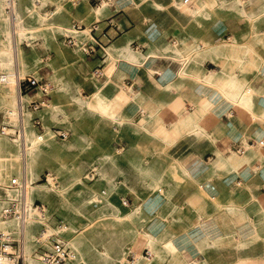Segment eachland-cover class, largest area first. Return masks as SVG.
Instances as JSON below:
<instances>
[{"label":"crops","instance_id":"crops-1","mask_svg":"<svg viewBox=\"0 0 264 264\" xmlns=\"http://www.w3.org/2000/svg\"><path fill=\"white\" fill-rule=\"evenodd\" d=\"M185 1L87 0L93 18L88 24L73 21L68 31L76 24L87 29L97 26L94 36L105 51L87 56L67 46L64 34V46L73 51L63 55L66 62L57 55L53 66L66 65V73L47 66L49 71L37 77L49 90L54 88L52 99L57 94L59 101L63 95L73 102L70 116L80 120L70 121L74 133L54 129V136L73 150L89 145L95 153L82 161L101 156L90 164L84 182H102L110 188L102 190L103 195L118 188L125 195V208L142 205L139 218L153 217L131 224V232L116 235L112 244L106 233H100L98 246L113 258L109 264H120L123 252L122 264H264V145L260 144L264 142V0ZM70 3L75 8L82 4ZM77 36L88 40L83 33ZM98 68L103 75L93 78L96 84L88 78ZM106 83L109 102L119 104L106 114L81 110L70 96L76 97L81 89L91 99ZM63 84L70 92L58 94L56 89ZM241 88L252 90L247 108L241 104L247 99L239 94ZM40 94L34 101L45 103L44 98L50 97L41 91L20 97ZM31 102L21 100L22 114L31 110L47 117V108L33 111L28 108ZM36 119L42 128L35 125ZM32 121L40 132L45 123L51 125L39 116ZM18 129L24 137V128ZM57 132L69 135L63 139ZM239 147L243 154L237 153ZM106 161L123 162L119 168H107L103 179ZM159 161H169L177 179L164 178L166 201L144 204L141 198L149 193L154 178H160L155 169ZM137 167L145 173L146 183ZM46 177L49 184L52 178V188L62 187L55 173ZM119 193L114 191L111 197L122 203ZM40 205L46 209L43 223L55 237L40 241L39 231L35 256L39 258L42 249L50 250L56 241L75 251L68 241L69 223ZM104 211L110 212L109 207ZM61 225L68 231H59ZM139 231L154 238V251L142 235L136 239L137 249H132L131 236ZM18 238L25 246L21 232ZM92 257L93 264H105L98 255Z\"/></svg>","mask_w":264,"mask_h":264},{"label":"rangeland","instance_id":"rangeland-1","mask_svg":"<svg viewBox=\"0 0 264 264\" xmlns=\"http://www.w3.org/2000/svg\"><path fill=\"white\" fill-rule=\"evenodd\" d=\"M16 2L17 10L19 9L20 14L23 15L26 25L39 27L41 25L42 19L46 20L45 23H42L45 26H49L51 24L53 25V27L51 26L46 30L47 34H49V37H45L43 35V37L36 38L33 43L28 42L27 39H25L26 41L20 42V40L16 38V35L14 33L12 38L11 31H9L8 36L11 40L10 48L15 52H17V49L20 48L23 54H25V59L28 62V67L22 69V78L20 79H24L27 76H33L37 78L39 77V73H41L42 71H49L48 69L50 68L59 71L60 73H66V65L57 62L53 66V62L55 61L57 55L63 56L66 55L68 51H73L72 49L64 46L62 42V37L64 36V34L58 33V30L60 27H67L69 29L73 21H79L81 24H88L90 19L93 18L92 7L89 5L87 0H81L82 8L73 7V5H71L70 3L71 0H44L45 5L41 7L36 5L37 0H16ZM59 8L61 9V11L59 12V14H57V9ZM27 9H33L36 12L35 15L30 16ZM79 14L83 15V17H79ZM0 25L3 29V31H1L0 33V39H4L5 42V27L9 29V26L11 25L8 23L7 27V24L5 22H1ZM37 59H40V61L37 62ZM66 61L67 60H64L63 62ZM47 66L50 68H48ZM1 74L2 70L0 69V75ZM88 79L91 82H94L92 76H90ZM94 83L97 84V82ZM52 89H50L48 92L50 97L44 98V107L45 109L47 108V110H52L53 106H59L61 109L56 113L50 111L47 117L43 116L40 113H31L30 115L32 130L37 134L44 136V144H41L38 147L29 163L32 172L39 175V179L35 181L34 185L36 187L33 193L34 208H36V206L40 204H43L47 206V208L52 210V212L57 216L65 219L69 224L74 223L76 229L79 231L75 233V235L73 236V240L84 239L87 242L95 241L96 243H98L100 233H106L108 241L107 243L112 244V242L116 238V235H120V237H123L131 232V224L137 222H147L149 220H152L151 218L153 217L151 215L149 217L143 215L141 216V218H139L142 210L140 212V215L137 217L138 219L135 218L130 222L122 224H119L118 221L107 217L108 215L114 213V209H112V207L109 206V204L106 203L105 200H103L107 195H103L102 190L108 187L104 186V184L99 181L93 184H89L82 180L90 164H92L93 162H97L95 160L101 156H97L95 157V159L91 158L92 161H82L84 156H86V158H89L92 157V155L95 153L94 150L89 149V145H86V147H83L81 145L78 151L76 149L73 150L71 148H68L67 142L61 141L54 136V129L72 131V133H74L70 121L74 120L75 122H78L80 120L77 116H70V114L72 113H70V111L72 110V106L75 107V104L73 102L66 101L63 95L60 96V98L62 99H60V101L59 95L57 94L52 99ZM57 93L60 94L64 92L57 91ZM41 95L42 94L38 95L36 98L29 99L28 102L34 101L35 99L41 97ZM27 111L32 112L31 110H25L24 112ZM36 116H39L44 123L46 119L51 122V125H47L46 123L44 124V132L38 131L34 126L32 120ZM5 126L9 129L7 133H4ZM19 127L20 125L18 120H11L9 115L7 116L4 111H0V137L8 138L10 141L19 139V137L17 136L10 135L14 133V131ZM106 162H108L107 167L102 171L103 179L104 171L107 168L109 169V167L111 168V166L112 168H119L123 161ZM147 162L148 161H143L144 164H147ZM158 164L155 165V169L160 175V179L162 182H160L161 184L156 188H154L153 186L150 187L151 189L149 193L141 198L140 201L144 204H151L152 202L161 204L163 203V200L166 201L167 197L165 195V189H163L164 178L166 177L167 179H177V170L174 166L170 165L169 161H159ZM145 167L147 166L144 165V168ZM137 168L141 174V177L144 178V183H146L145 173L142 172L141 169L139 170V167ZM48 172H53L56 174V176H60L59 179L62 182V187L60 189H54L51 186V182L50 184L48 183L46 177ZM177 182L178 181L176 180V183ZM109 183H111V181H109ZM38 186L41 187L39 188ZM11 200L12 199L9 198V195L7 193V188H0V203L4 207L0 212V221L9 220L7 218H4L3 214L4 210L7 208ZM127 200H130L131 206L135 205L133 204L131 196L127 197ZM89 201L92 202L88 203ZM131 206L130 208H132ZM106 207H109L110 212L104 211V208ZM154 216H159V214H154ZM41 224L42 223L40 222L39 226H37L33 231L37 236L38 232L42 231L41 228L43 227ZM51 226L54 227L52 223ZM49 231L50 230H48L46 237L55 233L54 231ZM56 231L58 232V229H56ZM10 232L11 235H15L14 238L19 237V231L12 230ZM1 233L2 232L0 231V234ZM37 240L34 241L30 246L31 257L37 263H43L39 260V258L35 256ZM126 245L127 243L124 244L125 247ZM24 248L25 246H23L22 249ZM102 248L103 246H98L99 250H101ZM21 264H24L23 256Z\"/></svg>","mask_w":264,"mask_h":264},{"label":"bare ground","instance_id":"bare-ground-1","mask_svg":"<svg viewBox=\"0 0 264 264\" xmlns=\"http://www.w3.org/2000/svg\"><path fill=\"white\" fill-rule=\"evenodd\" d=\"M36 5L39 7L44 6L45 2L44 0H37ZM27 10L30 16H33L36 13L33 9H27ZM57 11H58L57 14H59L61 9L59 8L57 9ZM1 22H5L7 24V27L9 23L11 25L9 26L10 27L9 29L11 30L5 27L6 41L4 42V39L2 40L0 39V69L2 70V74L0 75V85H1L0 111H4L7 114V116L9 115L11 120H15V121L18 120L19 125L22 128H24V132H23L24 137H21L13 141H10L8 138L5 137L3 138L0 137V188H5V189L7 188V193L9 195V198L14 199L17 197L18 194L16 192H12L9 189L12 180L23 179L24 181H26V187L24 191V199L26 202V214H25V219L23 220L18 218H13V219H9L8 221H0V231L2 232L0 235H5V236L11 235L10 231L12 230H17L21 232L22 240H24V245H25L24 255H23L24 264H44V263H37L31 257V251H30V246L34 241L37 240V235L33 231L36 229L37 226H39L41 221L38 218V211L34 208V199H33V193L36 188L34 185H35V181L39 179V175L32 172V169L30 168L29 165L35 151L38 149V147L41 144H44V136L39 135L32 130L31 120H30L31 117L30 115L32 112L27 111V112H23V114L21 112L22 110V108L20 107L21 100L28 101L30 99L29 97L21 98L22 96L20 97L18 92L19 80L20 78H22V69L28 67V62L25 59V54H23L20 48L17 49V52L13 51L10 48L11 40L8 34L9 31H11L12 38L14 33L16 35V38L19 39L20 42L26 41L25 39H27L28 42L33 43L36 38L43 37V35L45 37H49V34H47L46 30L51 26L53 27V25L51 24L49 26H45L44 24H42L46 22L45 19L41 20V25L39 27H32L26 25L23 15L20 14L19 9L17 10V2H16L14 15H8V13L6 12V0H0V23ZM1 31H3V29L2 26L0 25V33ZM67 32H68L67 27H60L58 30V33L66 34ZM58 59L62 61L67 60L62 55H58ZM39 61L40 59H37V62ZM56 91L68 93L70 92V89L68 85L63 84V85H59ZM238 91L241 97H247V99L243 103H241L247 108L249 104L248 100L250 97L249 93H251L252 90L250 89L246 90V88H241L238 89ZM78 92L79 95H77L76 97H73V95L70 96L74 98L77 105L79 106V109L81 110L85 108L86 110L89 111H95L101 114H106L111 110H115L119 106V104H116L114 102H109L108 94L111 92V90L107 88V83L103 85H99L97 87V90L93 93L91 99L85 97L81 89H78ZM220 93L226 95V91L220 90ZM123 97L126 96H122V98ZM126 99L129 98L126 97ZM60 109L61 108L59 106H53L52 110H48V111H52L56 113ZM4 129H5L4 133H7L9 131L8 127L6 126L4 127ZM51 179L50 182L53 185V180ZM152 182H153L152 186L156 188L161 184L160 182L162 181L160 178L155 177L154 181ZM38 187L40 188L41 186ZM114 191L119 193L118 188H113L108 192L107 196L103 199L109 205L115 207L116 209L113 214L108 215L107 217H110L113 220L118 221L119 223L130 222L131 220L137 218L142 210V205H135L133 209H127L123 205V203L126 200L125 195L119 193L120 197L122 198V203L115 202L111 197ZM91 202L92 201H89L88 203ZM3 208L4 207L0 203V212L3 210ZM78 231L79 230L76 229L74 223L69 224L70 234L68 235V241L75 250L74 251L75 254L74 257L68 259L66 264H93L92 256H94V254L98 255V257H100V259H102L105 262V264L106 263L109 264L108 260L110 261V259L113 258L110 256L107 250L106 251L99 250L98 243H96L95 241L87 242L84 239L73 240V236ZM141 235L145 238L146 245L150 247L152 251H154L153 249L154 238L151 235L147 234L146 232H140V231L131 236L132 249L133 250L137 249L136 239L138 236ZM125 256L126 253L124 252L123 254L121 253L120 264L124 263L126 259Z\"/></svg>","mask_w":264,"mask_h":264},{"label":"built area","instance_id":"built-area-1","mask_svg":"<svg viewBox=\"0 0 264 264\" xmlns=\"http://www.w3.org/2000/svg\"><path fill=\"white\" fill-rule=\"evenodd\" d=\"M73 3H77L78 0H71ZM188 0L185 1V3ZM16 8V0H6V12L8 15H14ZM97 30V26H93L90 29L83 28L78 24L74 25L72 29H70L64 37L65 44L69 47L76 48L82 50L87 56L96 55L100 51H105L104 44L94 36V32ZM84 34L85 37H88V40H83L79 38L77 35ZM103 73L100 68L94 70L92 72V77L94 79H101ZM18 90L20 96H27L35 91H41L45 96L49 92V87L47 85H42L40 81L33 76H27L24 79L19 80ZM44 106V101H34L28 104V108L33 111H39ZM35 125L37 127L42 128V123L39 119H36ZM5 130V129H4ZM10 134V133H8ZM17 136L19 138L22 137V131L20 129H16L14 133L10 134ZM68 133L65 132H57L56 136L66 139L68 137ZM264 145V142L260 143ZM238 154H243V148H237ZM26 187V181L23 179H13L10 185V190L12 192H16L18 195L16 198L12 199L4 210V218L7 219H25L26 214V202L24 199V191ZM38 211V218L41 221V225L44 229L41 231L40 241L41 240H52L54 234L46 237L47 229L44 225V221L46 218V209L42 205H38L35 208ZM59 231L65 233L68 231V227L66 225H61ZM54 244L50 248V250L42 249V252L39 253V260L44 264H65L68 259L74 257L75 252L68 247L62 241L53 242ZM21 241L15 239L12 235H0V264H21L23 249H22Z\"/></svg>","mask_w":264,"mask_h":264}]
</instances>
